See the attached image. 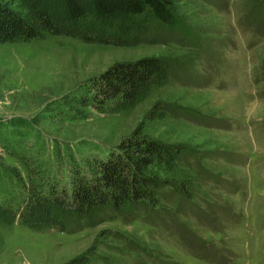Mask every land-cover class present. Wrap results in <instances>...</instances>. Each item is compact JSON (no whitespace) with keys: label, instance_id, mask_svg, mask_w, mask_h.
I'll return each instance as SVG.
<instances>
[{"label":"rangeland","instance_id":"1","mask_svg":"<svg viewBox=\"0 0 264 264\" xmlns=\"http://www.w3.org/2000/svg\"><path fill=\"white\" fill-rule=\"evenodd\" d=\"M246 2H180L181 20L206 46L194 52L197 84L171 78L119 113L63 98L115 61L184 56L194 48L171 42L113 46L53 35L0 43V200L14 202L21 188L11 168L24 183L29 165L41 182L59 178L68 187L73 165L104 157L137 128L192 150L174 174L158 166L153 171L195 193L164 224L119 218L74 233L34 231L17 220L0 224V264H64L93 244L103 257L96 264H264V32L243 24ZM157 101L193 113L149 120L146 113Z\"/></svg>","mask_w":264,"mask_h":264},{"label":"trees","instance_id":"2","mask_svg":"<svg viewBox=\"0 0 264 264\" xmlns=\"http://www.w3.org/2000/svg\"><path fill=\"white\" fill-rule=\"evenodd\" d=\"M182 1L0 0V43L29 42L53 35L113 46L171 42L194 48L184 56L152 55L115 61L82 83L77 88L79 93L63 98L67 104L92 106L108 113L124 112L171 78L197 84L192 80L199 58L194 57V52L206 46L181 20L178 7ZM244 8L243 24L263 33L264 0H247ZM191 113L183 106L157 101L146 118L159 120ZM0 144L5 148L1 136ZM12 152L9 154L18 156ZM191 153L185 145L165 143L137 128L104 157H95L86 167L73 165L68 187L59 178L47 177L41 182L29 165L28 181L24 183L19 172L11 168V176L21 182V188L14 202L0 200V224L7 226L17 220L30 230L55 229L65 233L119 218L125 222L141 218L151 224H164L166 216L180 214L179 202L193 199L195 193L189 184L157 175L153 168L158 166L166 174H174L182 158ZM102 258L93 244L64 264H96Z\"/></svg>","mask_w":264,"mask_h":264}]
</instances>
